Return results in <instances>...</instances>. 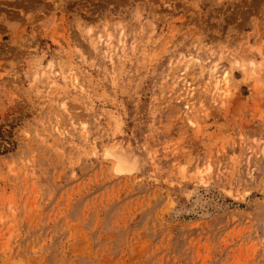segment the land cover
I'll use <instances>...</instances> for the list:
<instances>
[{"label": "rangeland", "instance_id": "rangeland-1", "mask_svg": "<svg viewBox=\"0 0 264 264\" xmlns=\"http://www.w3.org/2000/svg\"><path fill=\"white\" fill-rule=\"evenodd\" d=\"M0 264H264V0H0Z\"/></svg>", "mask_w": 264, "mask_h": 264}, {"label": "bare ground", "instance_id": "bare-ground-1", "mask_svg": "<svg viewBox=\"0 0 264 264\" xmlns=\"http://www.w3.org/2000/svg\"><path fill=\"white\" fill-rule=\"evenodd\" d=\"M234 62V66H237L240 61L232 56V60ZM248 62V63H247ZM253 58H250L245 63L242 64V68L245 72L249 73L250 75L257 74L256 64ZM210 75L213 79L216 80V87L215 92L218 93L219 97H224L230 91V82L233 78L232 73L230 71L222 72L218 67V63L213 64L210 70ZM108 156H113L116 160V168L118 171H123L124 168L128 166V162L123 158L120 151H115V148H110L107 150ZM127 155V154H126Z\"/></svg>", "mask_w": 264, "mask_h": 264}]
</instances>
